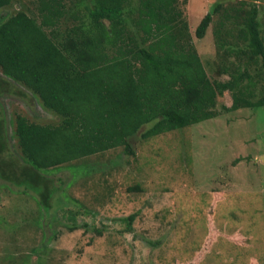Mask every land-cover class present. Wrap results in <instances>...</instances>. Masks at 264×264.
Returning a JSON list of instances; mask_svg holds the SVG:
<instances>
[{
	"label": "trees",
	"instance_id": "16d2710c",
	"mask_svg": "<svg viewBox=\"0 0 264 264\" xmlns=\"http://www.w3.org/2000/svg\"><path fill=\"white\" fill-rule=\"evenodd\" d=\"M15 1L25 8L0 14V181L13 192L49 206L66 184L55 171L117 148L126 163L139 133L149 140L216 118L226 91L233 104L222 110L264 106V0H217L201 19L198 38L217 17L212 76L190 31L187 0H0V9ZM28 96L57 119L16 113V153L6 99ZM80 212L72 209V230L102 235L98 221L109 228L96 211L80 223ZM136 216L107 220L127 223L130 233Z\"/></svg>",
	"mask_w": 264,
	"mask_h": 264
},
{
	"label": "rangeland",
	"instance_id": "374dc122",
	"mask_svg": "<svg viewBox=\"0 0 264 264\" xmlns=\"http://www.w3.org/2000/svg\"><path fill=\"white\" fill-rule=\"evenodd\" d=\"M216 1L187 0L186 6L211 76L217 17L203 38L195 33ZM22 8L15 1L0 14ZM25 100L6 99L16 153V113L41 123L57 119L38 100ZM222 104H233L230 92L219 97L216 118L149 140L139 133L132 139L136 156L126 163L118 162L117 148L85 158L86 166L76 169L43 170L66 181L49 206L42 196L36 202L0 181V264H264V106L226 111ZM89 166L95 170L86 173ZM136 185L141 188L129 190ZM79 208L80 223L96 211L109 228L98 221L102 235L80 225L72 230V209ZM135 212L130 233L127 223L107 220Z\"/></svg>",
	"mask_w": 264,
	"mask_h": 264
}]
</instances>
